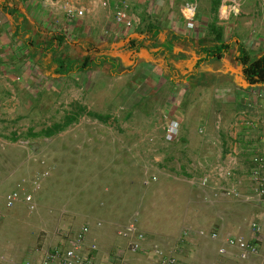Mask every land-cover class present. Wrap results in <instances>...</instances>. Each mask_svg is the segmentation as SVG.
Masks as SVG:
<instances>
[{
  "label": "rangeland",
  "instance_id": "374dc122",
  "mask_svg": "<svg viewBox=\"0 0 264 264\" xmlns=\"http://www.w3.org/2000/svg\"><path fill=\"white\" fill-rule=\"evenodd\" d=\"M196 1L198 9L202 5L203 8L212 5V0ZM263 1L232 0L230 2L235 3L239 10H230L223 15V5L228 1L221 0L219 7L222 9L218 10V21L227 28L226 38L230 42L235 39L236 44L237 37L248 36L243 39L242 48L245 47L253 58L264 52ZM189 2L181 0L180 11L187 8ZM241 23L245 27L253 25V28L242 29ZM180 33L178 39L171 37L172 40L165 42L169 48L175 41L186 40L192 44L200 39L195 34ZM136 36L137 46L120 51L132 52V55L134 51L139 62L131 55L123 59V55L119 54L115 71H131L112 73L111 80L106 82L102 79L94 81L98 90H92L93 95L89 93L87 98H82V93L78 91L72 95H65V92L52 107L44 103L33 114L11 97V100H7L9 96L0 94V247L4 246L9 253L22 249L23 264L28 260L40 259L42 253L45 254L51 247L69 245L86 224L91 226L89 238L104 241L115 237L123 241L121 247L126 252L111 254L109 260L112 263L122 258L132 264L131 256L129 258L132 251L130 241L124 238V233L134 221L144 232L146 244L151 241L150 246L157 245L165 253H173L181 264L185 250H193L197 243L192 239V229L190 233L183 228L175 230V220L182 208L176 202V197L172 206L170 196L180 193V202L184 204L188 185L195 189L199 187L196 183L199 180L194 179L196 186L193 184L195 174L198 178L216 158H209L210 154L199 158L196 153L198 147L200 151L204 150L202 154L207 151L214 155L217 153L218 147L214 144L217 133L199 132L211 114L204 108V102L197 103L196 97L185 104L175 105V118L181 122L182 129L178 140L168 142L165 134L171 112H155L147 117L142 110L151 107L156 99L163 103L175 100V94L185 83L189 84L190 92L194 91L198 81L205 79V74L213 71V68L201 62L189 65L168 61L153 65L149 59L140 60L139 53L153 48L150 45L153 37L140 33ZM238 53L240 51L236 50ZM202 56L204 54H199V57ZM151 68L154 71L149 70ZM145 70H149L151 76L162 75L163 80H157L158 87L152 89L146 84L138 85L134 75H140ZM211 81L205 79L207 89ZM22 102L28 104L26 98ZM97 113L102 119L96 116ZM68 116H77L78 120L64 131L51 137L34 136V133L55 122L65 121ZM242 120L238 119L237 125ZM234 141L233 147L238 139ZM244 160L237 158L242 165L237 172L238 175L244 174L241 178L248 185L249 176H245L248 171L241 172L244 170ZM227 164L230 166V162ZM178 188L183 189L184 194ZM14 189H19L24 195L31 194L34 208L30 209L21 199L14 207H8L7 194ZM195 189L190 190V194H194ZM240 199L245 198L241 196ZM16 209L21 211V219L13 216ZM98 222L102 225L98 226ZM168 237L175 239L168 244L165 242ZM3 253L6 251L3 250ZM136 254L144 255V260L152 255L150 257L154 264H162L155 253L138 251Z\"/></svg>",
  "mask_w": 264,
  "mask_h": 264
},
{
  "label": "crops",
  "instance_id": "0c3cea01",
  "mask_svg": "<svg viewBox=\"0 0 264 264\" xmlns=\"http://www.w3.org/2000/svg\"><path fill=\"white\" fill-rule=\"evenodd\" d=\"M61 1L0 0V94L9 96L7 100L12 98L15 103L23 105L24 110L32 111L33 114L39 111L38 106L44 103L46 106L56 104L65 92V95H72L73 92L78 91L82 93V98H87L93 93L92 90H98L94 81L102 79L106 82L108 79L111 80L112 73L122 74L123 71H131L129 69L115 71L119 54L123 55V59L124 56L131 55L136 62H139L134 51L133 55L132 52L120 51L138 45L137 33L147 34L149 38L153 37L150 44L153 48L148 49L144 46L146 50L138 54L140 60L149 59L153 65L168 61L176 64L194 65L201 62L211 65L214 72L205 74V79L212 80L208 89L205 79L198 81L196 85L199 87L195 85V90L192 92L188 90L189 84L185 83L178 94H175V100L168 102L166 100L163 103L156 99L151 107L142 110L147 117L155 112L167 110L171 112L169 119L179 121L175 118V105L185 104L187 100L196 97L197 103L204 102V108L211 114L207 122L204 121L205 125L199 129V132L217 133L214 144L218 150L215 155L208 151L202 154L204 150L200 151L199 147L196 150L199 158L208 154H210L209 158L216 156L202 170L198 178L196 174L192 175L194 187L196 183L199 187L195 189L188 185L187 194L183 193V189L178 188L179 192L186 196L184 204L180 202V193L170 196L172 206L175 205L174 197H176V202L182 208L181 214L178 212L179 215L175 220L177 222L175 230L179 231L183 228L185 232L187 230L190 233L192 229L191 233L194 237H191L197 242L193 250H185L186 253H191L188 256L185 255L186 253L183 255L182 264H264V234L259 236V252L247 258L240 257L237 249L228 246L226 253H221L220 250L226 245L228 236L253 238L255 234L251 230V224L254 221L264 224V202L247 198L251 197L248 195L250 179L247 185L241 178L244 174L238 175L237 170L241 169V163L237 161L233 174H227L230 169L234 170L231 161L233 159L231 147L234 140L231 137L243 143L242 155L236 154L239 160L246 159L243 161L245 166L242 167L244 170L241 172L250 166L254 154L264 153V84L255 86L248 84L242 73L241 63L236 59L239 54H236V50H241L244 45L243 39L248 36L237 37L236 44H234L235 39L230 42L231 40L226 38L227 28L218 21L220 14L218 10L221 8L215 10L214 0L209 7L203 8L202 5L200 9H198V1L190 0L191 2L186 6L194 7L193 20H189L188 10L182 8L180 11L181 0H128L129 15L133 21V26L130 28L120 26L115 20L113 7L120 0H112V8L103 7L100 3L102 0H70L87 7L83 16L68 15ZM224 13L225 11L223 15ZM240 27L253 28V25L245 27L241 23ZM180 32L186 35L190 33V36L195 34L200 39L190 43L193 48L186 40L175 41V44L169 48L165 42L172 40L171 37L178 39ZM220 32L222 40L230 43L229 49L223 52L222 56L212 52L214 46H218L221 42L218 40ZM170 33L172 35H169ZM199 54L204 56L199 57ZM183 59L185 60L182 61ZM149 70L154 71V68ZM149 70L134 75V79L138 81L139 86L146 84L148 88L154 89L159 86L157 80L162 81L163 77L151 76ZM255 87L258 90L256 94L252 91ZM194 92L197 93L193 94ZM24 98L28 103L26 105L22 102ZM125 101H123L124 105H126ZM240 118L244 120L237 125V120ZM229 162L230 166L227 164ZM203 177H207L205 186L202 184ZM194 179L199 181L196 182ZM235 187L245 199L227 196L226 192ZM194 189V194H190V190L194 191ZM13 216L21 219L19 218L21 211L16 209ZM201 230H204L205 234H200ZM210 232H216L218 237L211 238L208 234ZM124 238L129 240V237ZM168 238L165 241L168 244L175 239V237ZM120 240L115 237L104 241L102 239L103 242L97 239L99 245L95 253L97 260L110 264L111 254L125 253L126 251L121 247L123 241ZM144 242L146 249L142 252L154 254V245L150 246L151 241L147 244L146 240ZM3 250L6 253H3ZM117 250L119 251L115 252ZM22 251L21 249L9 253L4 246L0 247V264H23ZM136 253L133 251L129 253L132 264H154L155 261L150 257L152 255L149 256L150 258L146 256L147 259L144 260V255ZM134 257L137 258L133 260Z\"/></svg>",
  "mask_w": 264,
  "mask_h": 264
},
{
  "label": "built area",
  "instance_id": "2783aa9c",
  "mask_svg": "<svg viewBox=\"0 0 264 264\" xmlns=\"http://www.w3.org/2000/svg\"><path fill=\"white\" fill-rule=\"evenodd\" d=\"M224 1H228V4L223 5V11H225L226 14L229 13L230 10L235 12H237V9L239 10L235 3L230 2L232 0H223V2ZM61 3L63 4L62 6L68 15L83 16L87 11L86 6L79 5L75 2H71L70 0H62ZM100 3L105 8H112V0H102ZM228 6L231 7L228 9ZM129 7L130 5L128 0H120L119 3L117 5L115 4L113 7L115 12V20L120 26H124L126 28L133 26V21L129 15ZM262 9L264 11V1L262 3ZM185 10L190 12L188 17L189 20H193L194 14L192 12L194 7H187ZM252 91L255 94L258 92L256 87L253 88ZM180 134L181 123L178 120L169 119L165 139L168 142H173L179 139ZM241 148L242 146L240 145L239 141H236L232 149L233 151H231V155H233V159L231 161L232 164H235L233 166L234 170L230 169L232 172H227L229 175H232L233 171L236 169V154H241ZM246 170L248 171V176L250 179V193L248 195L251 196L247 198L257 202H264V153L254 154L251 158V164ZM202 184L203 186L207 184V177L202 178ZM238 190L239 189L235 187L233 190H228L226 194L227 196L240 198L243 194ZM32 198L33 197L31 194L24 195L19 189H14L7 195L6 204L8 207H13L21 199V202H25V204H27L30 209H32L34 208V204H32ZM97 225L101 226L102 223L98 222ZM251 230L255 234L253 238H247L245 236L239 235L228 236L225 242L226 245L220 249L221 253H226V246H228L231 249H237L239 256L242 258H247L250 255L257 254L259 252V236L264 234V224L259 221H254L251 224ZM91 232V226L86 224L78 231L77 235L70 241L71 243L69 245L51 247L50 249L46 250L45 254L42 253L40 259H34V261L28 260L24 264H104L99 262L95 257V253L99 249V245L96 239L89 238ZM124 234L126 237H129L130 249L132 251L138 252L146 249L144 242L145 234L137 227L136 221L132 222ZM200 234H205L204 230H201ZM208 234H210V237L213 239L218 237L216 232H210ZM153 251L162 260V264H179L178 258L173 253L167 254L157 245L153 247ZM110 264L128 263L125 261V259L118 258L116 263Z\"/></svg>",
  "mask_w": 264,
  "mask_h": 264
},
{
  "label": "trees",
  "instance_id": "16d2710c",
  "mask_svg": "<svg viewBox=\"0 0 264 264\" xmlns=\"http://www.w3.org/2000/svg\"><path fill=\"white\" fill-rule=\"evenodd\" d=\"M213 2L215 10H218L221 0H214ZM220 34L221 32L218 35V40L221 42L218 46H215V49L212 50V52H217V55L222 56V53L229 49L230 43L225 42V40H222V36ZM213 53L212 55H214ZM236 59L241 63L242 73L248 84H264V52H262L260 56L253 58L251 57L250 52L245 47H243L241 48L240 53L237 55ZM96 116L99 119H102V116L98 113L96 114ZM77 118V116H68L65 121L55 122L52 125L44 128L40 132L34 133V136H54L57 133L64 131L73 121L77 120ZM239 143L243 147V143L240 140ZM182 144L184 145V143H181V145ZM242 152L243 150L241 151V153Z\"/></svg>",
  "mask_w": 264,
  "mask_h": 264
}]
</instances>
